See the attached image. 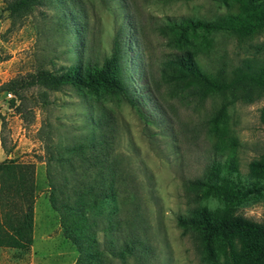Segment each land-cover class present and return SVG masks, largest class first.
<instances>
[{"label":"rangeland","instance_id":"1","mask_svg":"<svg viewBox=\"0 0 264 264\" xmlns=\"http://www.w3.org/2000/svg\"><path fill=\"white\" fill-rule=\"evenodd\" d=\"M8 1L12 0H0V88L38 70L60 75L71 65H82L84 53L75 48L76 35L65 29L60 18L63 11L73 17L81 12L83 19L76 23L85 28V55L99 62L111 55L120 27L128 26L124 76L142 115L124 100L69 86L58 91L33 87L20 91V97L0 90V162L16 159L32 164L35 183L33 243L20 250L0 248V264H78L77 248L65 238L49 202L45 157L76 140H94L93 123L106 112L115 117L114 151L123 158L132 190L124 212L116 217L134 227L133 234L143 230L145 242L136 244L133 254H119L126 245L127 226L113 232L100 230L97 246L90 248L99 253L97 262L85 264H207L193 234L176 219L195 206L214 210L223 205L216 198L194 201L188 181L205 178V167L215 158L231 163L229 177L234 182L252 187L255 180L249 165L264 155V96L229 105L227 123L236 144L228 151L215 152V139L207 132L206 122L220 107L222 97L197 103L175 96L160 69L169 57L190 50L204 71L229 73L255 55V45L264 43V32L242 41L214 34L211 47L200 52L178 43L171 23L182 18L209 22L236 13V8L217 0H57L58 6L45 2L27 15L12 18ZM262 186V196L239 205L237 215L264 223ZM121 197L103 208H120ZM136 207L138 217L133 214ZM106 225L102 223L101 228ZM216 252L220 261L228 262L226 244L219 243Z\"/></svg>","mask_w":264,"mask_h":264},{"label":"trees","instance_id":"2","mask_svg":"<svg viewBox=\"0 0 264 264\" xmlns=\"http://www.w3.org/2000/svg\"><path fill=\"white\" fill-rule=\"evenodd\" d=\"M217 1L236 8L237 12L209 22L191 18L172 22L170 29L178 43L185 47L194 46L204 52L211 47L214 34H225L242 41L264 32V0ZM45 2L58 6L57 0H12L8 1L7 8L12 18H20ZM60 18L65 29L75 33V48L84 53L83 64L71 65L60 75L38 70L15 78L0 90L20 97V91L33 87L58 91L69 86L94 96L124 100L142 115L124 76L122 59L127 45L128 26L120 27L111 55L99 62L85 55V28L81 22L76 23L78 19L82 21L83 13L78 12L73 17L72 13L70 15L63 11ZM254 50L255 55L244 59L229 73L204 71L190 50L169 57L160 69L161 78L175 96L197 103L213 96L222 97L220 107L206 122L207 132L215 139V152L228 151L236 144L227 123L229 105L235 102L250 103L264 96V43L255 45ZM156 106L159 110L160 107ZM115 121L113 114L104 113L93 123L97 131L94 140H76L72 145L58 150L56 155L50 153L45 157L51 190L49 202L59 216L65 238L77 248L78 264L91 263L93 259L97 262L95 259H98L99 253L90 252V248L97 246L96 233L100 230L113 232L127 226L126 245L122 246L119 254H133L135 245L141 246L145 242L141 237L143 230L141 234L136 230V236H133L135 228L116 217L117 213L124 212L123 205L132 190L123 158L114 151L118 138ZM261 121L264 124V110ZM1 145L5 149L3 139ZM230 166V162L214 158L205 167V178L188 181L187 184L194 201L216 198L223 206L214 210L192 207L188 213L177 216V224L193 234L202 260L207 264H264V223L236 214L239 205L250 198L262 196L264 155L249 165L250 175L255 180L252 187L234 182L229 177ZM33 174L32 164L19 163L16 159L0 162V248L20 250L33 243ZM119 196H122L120 208H103L105 203L109 204ZM137 210V207L133 210L136 217L140 216ZM110 218H114V221ZM106 222L108 225L101 228V224ZM219 243L228 247V262L219 260L216 252Z\"/></svg>","mask_w":264,"mask_h":264}]
</instances>
